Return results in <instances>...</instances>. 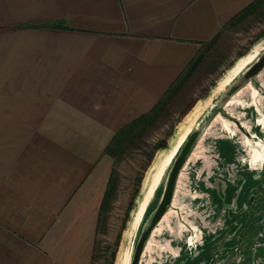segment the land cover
<instances>
[{"label": "crops", "instance_id": "0c3cea01", "mask_svg": "<svg viewBox=\"0 0 264 264\" xmlns=\"http://www.w3.org/2000/svg\"><path fill=\"white\" fill-rule=\"evenodd\" d=\"M254 1L0 0V264L90 263L108 141L153 107L201 45L247 29L250 18L225 26ZM29 24L45 27L12 29ZM217 149L232 160L230 142ZM238 177L237 208L258 182ZM214 184L218 213L235 187ZM215 241L189 263L208 261Z\"/></svg>", "mask_w": 264, "mask_h": 264}, {"label": "water", "instance_id": "95a60500", "mask_svg": "<svg viewBox=\"0 0 264 264\" xmlns=\"http://www.w3.org/2000/svg\"><path fill=\"white\" fill-rule=\"evenodd\" d=\"M247 85L255 94L245 89ZM238 92L237 101L227 108L234 115L231 116L225 110L226 103ZM223 120L231 123L227 129ZM201 135V151L187 164L181 179V194L171 206L179 172ZM244 137L251 143L258 141L264 148V50L207 106L198 125L180 146L167 170L157 202L139 227L129 264H264V181H259L264 163L249 166V155L242 145ZM220 141L233 146L230 162L220 157L217 149ZM239 173L251 174L258 182L237 208L236 197L244 183L238 181ZM212 177L217 179L214 183L235 187L230 204L218 213L207 192L213 187L219 189L210 183ZM218 197L223 201L220 190ZM170 207L168 227L153 237L150 251L143 257L147 240ZM206 238L216 240L217 246L208 261L189 263L198 257ZM182 253L188 258L182 257Z\"/></svg>", "mask_w": 264, "mask_h": 264}, {"label": "trees", "instance_id": "16d2710c", "mask_svg": "<svg viewBox=\"0 0 264 264\" xmlns=\"http://www.w3.org/2000/svg\"><path fill=\"white\" fill-rule=\"evenodd\" d=\"M263 6L264 0H255L232 17L225 27L227 29L235 28V26L240 25L248 18H250L253 22L262 24L264 22ZM43 27H45L43 24H29L14 27L12 29H39ZM54 27L62 29L61 25H55ZM262 37H264V29L257 35L253 42ZM251 44L252 43L249 42L248 46ZM242 54L243 53L240 52L237 53L235 58H240ZM222 59L223 56L220 53L218 44H216L214 38L210 42L201 45L195 56L187 63L185 68L165 90L153 107L147 113L135 118L112 135L103 149V154L111 160V166L97 210L95 236L106 233L107 221L113 204L118 199L119 189L122 183L121 166H128L129 163H136L138 166L137 169L133 171V175L130 180L131 191L127 207L124 212L123 220H125L128 212L132 209V205L138 194L139 186L145 170L150 165L154 154L166 147L164 140H156L155 142L149 143L146 139L143 140V137L155 130L157 122L163 116H166L168 106L179 95L185 85L192 80L202 66L211 67L210 71H214L221 63ZM229 66L230 64H228L226 68ZM212 85L213 84H211L210 87ZM97 255L98 248L94 240L89 264H94ZM113 255L114 252L112 251L109 257L110 259L106 262V264H112Z\"/></svg>", "mask_w": 264, "mask_h": 264}, {"label": "rangeland", "instance_id": "374dc122", "mask_svg": "<svg viewBox=\"0 0 264 264\" xmlns=\"http://www.w3.org/2000/svg\"><path fill=\"white\" fill-rule=\"evenodd\" d=\"M263 29L264 22L260 24L250 21L247 29L241 31L234 38L232 37V39H230L231 41L218 45V49L223 56L221 63L214 71H210L211 67L202 66L192 80L185 85L179 95L168 106L166 116H163L157 122L155 130L146 134L143 137V140L146 139L149 143L155 142L156 140H164L166 146L165 148L168 149L171 147L177 140V137L183 133V129L187 124L185 121L190 116L193 108H195L198 104L203 105L201 102L206 101L211 88L215 86L223 74L237 60L235 58L236 54L239 52H245V50L250 49L254 44L264 39V37H262L253 42ZM249 42L252 44L248 46ZM228 64H230V66L226 68ZM211 84L213 85L210 87ZM160 156L161 153L156 152L154 154L150 165L143 174L137 196L141 193L142 187L149 179L155 164L159 161ZM137 167L136 163H129L128 166H121L122 183L119 189L118 199L113 204L107 221L106 233L95 236L98 255L94 264H106V262L110 259L109 257L112 251L114 252L112 264H123L124 258L127 256L131 259L134 247V245H131V241L134 231L129 227V221L131 213L136 205L137 196L134 199L132 209L127 214V218L125 220L123 219L131 191L130 180L132 178L133 171L137 169ZM166 173L167 171L164 172L162 179L164 175L166 176Z\"/></svg>", "mask_w": 264, "mask_h": 264}, {"label": "bare ground", "instance_id": "6f19581e", "mask_svg": "<svg viewBox=\"0 0 264 264\" xmlns=\"http://www.w3.org/2000/svg\"><path fill=\"white\" fill-rule=\"evenodd\" d=\"M264 50V39L260 42L254 44L242 57L238 58L233 65L223 74V76L219 79V81L215 84L214 87L211 88L210 94H208L206 101L201 102L202 104H198L195 108H193L192 112L190 113V116L186 119V127L183 129V133L180 134L179 137H177V140L175 143L169 147L168 149H162L159 150L158 153H161V156L159 158V161L155 164L154 169L149 177V179L146 181L145 185L142 187L141 193L137 196L136 205L131 213V218L129 221V227L133 229L134 235L132 237L131 245H134V241L137 235V232L139 230V227L142 223V221L145 219L147 214L151 211L155 203L157 202L159 198V192L163 187L164 183V177L162 179V176L164 172L167 171L169 166L171 165L172 160L174 159L176 153L178 152L180 146L186 139L189 132L194 129L198 123L201 117L204 115L205 110L207 106L218 96V94L231 82L233 79H235L240 73H242L249 65H251L258 54ZM247 90H250L252 94H255V91L249 86H245ZM237 95H240V92H238L236 95H234L233 98H231L226 103V111L230 114L228 111V107L231 106L233 103H235ZM231 116H234L233 114H230ZM216 118H220L218 115ZM259 123L263 124L262 120H258ZM184 122V123H185ZM224 127L227 129L228 125H231L230 122L227 120H223ZM241 126L248 130L247 125L243 124L241 122ZM205 131V130H204ZM207 131V130H206ZM203 138V135L199 137L198 142L194 146L193 150L191 151V154L189 155L188 159L186 160L185 164L182 167V170L179 172L178 178H177V184L175 188V193L173 200L171 202V206L175 205V197L178 196V194H181V188L183 187V184L181 183V179L183 178V174L185 173L187 169V164L195 159L199 155V151H201L200 143ZM242 145H244L247 149L249 159L248 164L251 167H254L256 165H259L260 163H264V148L261 143L258 141H255L254 143H251L248 139L245 137L242 139ZM171 208L170 207L166 213L162 216V218L159 221V224L155 227L153 230L151 236L147 240L143 254L142 256L146 255V253H149L150 247L152 245V239L153 237L160 232V230L165 227H168V220L171 215ZM195 231V230H194ZM130 257L127 256L124 258L123 264H129Z\"/></svg>", "mask_w": 264, "mask_h": 264}]
</instances>
